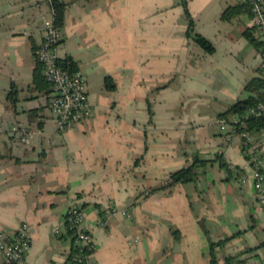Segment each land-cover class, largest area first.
Segmentation results:
<instances>
[{"label":"crops","instance_id":"0c3cea01","mask_svg":"<svg viewBox=\"0 0 264 264\" xmlns=\"http://www.w3.org/2000/svg\"><path fill=\"white\" fill-rule=\"evenodd\" d=\"M60 2L59 59L82 73L93 115L57 129L42 69L35 79L50 6L0 0V233L27 224V264H65L64 217L78 202L95 237V264H227L232 256L233 264H264V208L251 163L241 136L227 142L217 124L247 99L253 78H264V45L246 37L261 42L245 1ZM184 3L213 54L187 37ZM235 7L239 14L223 20ZM251 136L264 160V129ZM195 158L207 162L194 181L159 189ZM110 204L117 212L104 218ZM229 237L213 256L211 244Z\"/></svg>","mask_w":264,"mask_h":264},{"label":"built area","instance_id":"2783aa9c","mask_svg":"<svg viewBox=\"0 0 264 264\" xmlns=\"http://www.w3.org/2000/svg\"><path fill=\"white\" fill-rule=\"evenodd\" d=\"M49 4L51 15L43 20V40L35 51L36 60L42 65L45 80L51 85L49 104L59 131L73 128L88 120L93 115V108L88 97L87 82L79 71L71 72L61 66L58 46L62 37V27L57 22V11L53 0H43ZM251 12L253 27L258 32L264 45V0H244ZM264 116V103L249 108L243 115H231L230 118H219L218 127L225 134V140L230 141L234 135H240L242 153L251 163L254 187L258 201L264 208V160L259 144L247 133H238L239 127H244L251 118ZM19 134L22 142L28 143L30 134L24 130L13 129ZM117 212L110 204L104 218ZM103 218V219H104ZM85 213L78 202H73L64 217L65 229L74 233L68 237L71 248L65 264H95L92 256L96 250L94 235L84 227ZM60 234V230H57ZM32 238L27 224L21 225L15 234L7 236L0 233V252L4 264H27V254L31 249Z\"/></svg>","mask_w":264,"mask_h":264},{"label":"trees","instance_id":"16d2710c","mask_svg":"<svg viewBox=\"0 0 264 264\" xmlns=\"http://www.w3.org/2000/svg\"><path fill=\"white\" fill-rule=\"evenodd\" d=\"M55 9L57 11V22L58 24L63 27L64 21H65V4L60 2V0H53ZM244 7H246L249 11L250 8L247 3L244 4ZM239 8H230L227 9L223 13V20L225 21H231L236 15L239 14ZM184 9H185V18L187 21V37L189 39H192L194 42H196L201 48H203L207 53L213 54L215 52L214 45L204 36L200 35L195 30V22L191 16V13L188 9V6L186 3H184ZM251 13V12H250ZM246 37L250 40L251 43H253L255 46H258L262 44L261 42H258L256 39H254L250 33H246ZM38 62V61H37ZM39 69L35 72V79H40L41 76V70L43 72L42 65L38 62ZM61 66L65 69L70 70L71 72H76L77 66L74 62H72L70 59H67L65 61H61ZM43 79L45 81L46 86L51 88V85L45 80L44 76ZM106 87L109 91H113L116 89V85L111 77H106ZM245 91L248 93V97L245 100L238 101L235 103L232 107H230L225 113L220 114L221 118L228 119L230 115H243L249 108L256 106L259 103H264V78H253L246 86ZM51 93V90L50 92ZM149 106V113H150V120L152 121L153 118V111L151 109L150 104ZM264 129V116L259 118H251L247 121L246 125L244 127H239L238 133L247 132L250 135L253 133L260 132ZM216 160L220 162V165L224 168H227L228 164L223 160V156L217 155ZM207 161L200 160L198 158H195L192 165L182 168L180 170H177L175 172H172L170 174L169 182L162 186L161 189L171 188L173 186H176L178 184H185L194 181L199 172L200 169H202L206 165ZM158 189V190H159ZM154 191V190H153ZM82 208L86 205H81ZM74 233L73 230H70L69 228H66L65 236L69 237ZM233 237L225 238L224 240H220L218 242H213L211 244V253L214 256V250L223 247L226 245L229 241H231ZM238 256H232L226 258L227 264H233L237 262ZM215 258L213 262H215Z\"/></svg>","mask_w":264,"mask_h":264}]
</instances>
